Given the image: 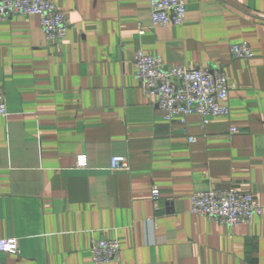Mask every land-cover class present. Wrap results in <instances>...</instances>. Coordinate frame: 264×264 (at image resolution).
Listing matches in <instances>:
<instances>
[{
    "label": "crops",
    "instance_id": "obj_1",
    "mask_svg": "<svg viewBox=\"0 0 264 264\" xmlns=\"http://www.w3.org/2000/svg\"><path fill=\"white\" fill-rule=\"evenodd\" d=\"M186 5L183 26L156 28L149 0H57L69 31L56 44L38 16L0 21V240L20 249L0 264H94L100 238L121 242L111 264H264V0ZM242 42L253 59L231 56ZM139 51L223 69L230 116L166 121L139 88ZM114 157L130 170H111ZM230 187L261 205L252 225L191 212L194 193Z\"/></svg>",
    "mask_w": 264,
    "mask_h": 264
},
{
    "label": "built area",
    "instance_id": "obj_2",
    "mask_svg": "<svg viewBox=\"0 0 264 264\" xmlns=\"http://www.w3.org/2000/svg\"><path fill=\"white\" fill-rule=\"evenodd\" d=\"M153 27L183 26L187 18L186 0H149ZM16 16H38L49 43L63 40L69 31L67 15L57 6V0H0V21ZM145 29H140L143 35ZM235 59H253L252 47L247 42L235 44L230 49ZM136 79L145 97L153 99L166 121L181 117L185 124L191 116L201 118L204 126L215 117L230 116L228 96L230 87L226 73L221 68L213 70L184 65L166 68L162 59L139 51L134 59ZM8 116L7 96L0 87V120ZM231 134L240 132L231 128ZM191 143L195 137L189 139ZM78 168H86V156L77 158ZM111 170L129 171L130 165L124 157H114ZM151 200L156 209L160 207L161 191L153 187ZM191 212L209 221L233 227L252 225L262 217L263 209L251 193L235 187L222 190L196 192L191 197ZM19 241L15 238L0 240V253H19ZM122 245L119 240L95 239L91 244V259L94 264L121 262Z\"/></svg>",
    "mask_w": 264,
    "mask_h": 264
}]
</instances>
